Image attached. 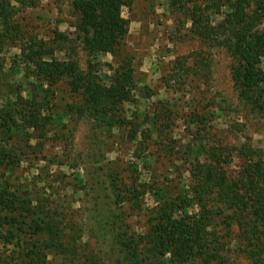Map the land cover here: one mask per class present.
Returning <instances> with one entry per match:
<instances>
[{
    "label": "rangeland",
    "instance_id": "1",
    "mask_svg": "<svg viewBox=\"0 0 264 264\" xmlns=\"http://www.w3.org/2000/svg\"><path fill=\"white\" fill-rule=\"evenodd\" d=\"M72 1L0 0V10L11 12L9 26L3 29L0 23L5 67L20 48L34 47V40L44 53L42 60L52 56L73 62L75 74L90 73L107 82L118 57L89 54L83 48ZM226 3L133 0L121 7L128 20L121 56L132 67L136 86L133 100L121 102L124 122L110 129L87 116L88 94L82 84L75 88L73 72L43 84L42 115L49 118L36 130L14 137V168L6 172L0 165V184L27 191L40 209L37 221L47 214L56 240L46 254L48 264H128L121 250L101 243L112 213L119 215L118 238L136 245L138 258L170 257L166 248L150 240L161 201L187 194L193 178L190 168L197 162L236 177L246 162L243 147L264 149V111L250 109L232 77L239 59L223 20ZM252 34L264 38V14ZM38 56L31 60L36 62ZM33 61L24 69L34 75ZM36 79L43 82L29 76L32 83ZM7 80L25 83L27 78L19 67L3 78ZM261 88L264 99V81ZM13 121L26 123L19 115ZM180 199L189 215L200 212V204ZM16 215L24 219L22 226L34 224L29 213ZM218 221L215 227L221 231ZM27 238L21 235L19 241ZM230 245L227 241L226 247ZM11 247L0 243V264H14L8 262ZM116 247H122L121 240ZM239 264L246 260L239 259Z\"/></svg>",
    "mask_w": 264,
    "mask_h": 264
},
{
    "label": "trees",
    "instance_id": "2",
    "mask_svg": "<svg viewBox=\"0 0 264 264\" xmlns=\"http://www.w3.org/2000/svg\"><path fill=\"white\" fill-rule=\"evenodd\" d=\"M132 1H72L77 13L75 27L83 48L89 54L109 52L112 57H118L117 65L107 82H102L90 73L75 74L73 62L67 63L52 56L48 57L50 60H42L44 53L34 40L31 41L34 47L29 45L20 48L8 67H5L0 55V165L6 166V172L14 168L17 149L13 143L14 137L31 129L36 130L40 122L49 118L42 115L46 103L41 99L45 91L43 84L51 85L56 78L65 77L69 70L75 74L71 79L76 82L75 88L82 84L88 94L85 110L90 119L109 129L124 122L121 102L133 100L136 84L132 67L121 56L123 49L120 41L128 30V20L121 15V7L129 6ZM226 1L227 10L223 20L226 29L234 37L232 51L239 59L238 65L231 70L234 83L246 98L250 109L264 111L261 88L264 81V38L252 34L264 14V0ZM10 13L7 9L0 10L3 29L9 26L7 20ZM196 32L203 36L201 28H197ZM3 35L4 33L0 34V53L4 43ZM34 54L39 55L36 62L31 60ZM28 60L34 62V75L29 73L30 70L24 69H28ZM19 67L23 68L27 78L26 85L15 80L3 82L8 73L14 74ZM29 76L41 77L43 82L36 79L32 83ZM17 115L26 123L13 121ZM241 154L246 162L236 177H229L211 163L197 162L190 168L193 178L187 194L178 195L175 199H165L156 208L157 217L154 220H157L152 225L154 235L150 234V240L166 248L170 257L138 258L134 251L136 245H128L129 241L124 242L122 238H118L121 233L117 225L119 215L113 213L110 214L113 219L104 227L102 246L112 245L117 251L121 250L128 264H239V259H245L246 264H264V149L249 145L247 148L243 147ZM179 198L200 204V212L189 215ZM208 201L218 204L217 207H206ZM32 202L27 191H16L7 184H0V243L12 246L8 255L11 259L9 263L48 264L46 254L56 244L48 229L51 228V221L45 218L47 214L44 215L45 219L37 221L36 213H40V209ZM18 211L29 213L34 224L22 226L24 219L18 220ZM218 218L222 224L221 231L215 227L219 223ZM38 232L40 235H34ZM21 235H27L28 242L19 241ZM119 240L122 247L118 249L116 246ZM227 241L232 242L230 247H226Z\"/></svg>",
    "mask_w": 264,
    "mask_h": 264
}]
</instances>
